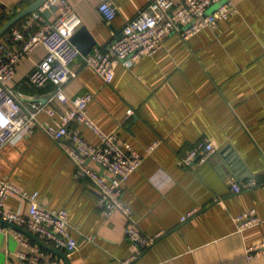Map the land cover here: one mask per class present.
<instances>
[{
  "label": "crops",
  "instance_id": "crops-1",
  "mask_svg": "<svg viewBox=\"0 0 264 264\" xmlns=\"http://www.w3.org/2000/svg\"><path fill=\"white\" fill-rule=\"evenodd\" d=\"M32 1L0 0V21ZM102 1L68 0L81 18L76 31L88 30L82 45L90 36L96 42L89 53L107 45L150 0H109L116 8L112 20L100 12ZM234 2L237 12L215 28L186 40L174 33L132 67L118 63L111 82L86 67L82 56L72 64L77 75L66 83L65 93L70 98L91 94L88 118L144 155L125 181L123 199L143 232L159 236L135 264H264V254L248 258L246 251L264 240V0ZM55 16L52 12L49 18ZM45 54L43 45L34 48L12 80L22 101L45 106L33 132L0 149V179L38 190L41 204L68 211L77 241V249L67 253L71 264H114L133 251L124 233L126 220L120 212L110 217L100 212L92 182L74 176L76 163L64 148L68 141L55 140L45 130V125L57 128L72 107L57 99L48 103L52 83L29 81ZM71 127L90 144L99 143L86 123L73 121ZM204 140L216 151L192 167L180 165L184 154ZM251 179L258 184L232 190L234 183ZM7 205L28 214L27 203L16 196ZM252 208L259 223L239 230L236 215ZM191 210L195 214L182 221ZM6 226L0 232V264L17 262L15 253L22 248L17 229ZM42 248L44 259L66 264L60 254Z\"/></svg>",
  "mask_w": 264,
  "mask_h": 264
},
{
  "label": "built area",
  "instance_id": "built-area-1",
  "mask_svg": "<svg viewBox=\"0 0 264 264\" xmlns=\"http://www.w3.org/2000/svg\"><path fill=\"white\" fill-rule=\"evenodd\" d=\"M57 6L54 19L43 15L44 9ZM99 10L106 20L116 16V8L109 0L99 4ZM237 12L234 0H150L137 15L130 19L122 30L115 34L105 46H95L92 52L83 55L73 44L71 37L81 24V18L73 10L68 0H47L39 9L31 12L19 24L13 26L0 38V149L21 134L33 132L37 125V115L45 104L38 101L24 102L12 85L16 69L32 50L43 45L44 58L28 74V79L36 86L50 82L55 89L48 103L55 99L62 103H72L70 110L61 115L57 128L45 125V130L58 141L66 140L65 151L76 163L74 176L89 179L97 196V208L105 217L120 212L126 225L124 233L133 247L132 254L114 264H135L144 251L157 239V235H147L133 218V209L123 199L126 179L139 167L144 155L120 138L117 133H103L87 116L91 94L70 98L64 86L77 72L73 62L80 56L84 65L94 70L106 82H111L115 66L122 63L130 68L145 54H153L165 39L177 33L186 40L204 28H215L220 20H226ZM73 121L89 125L99 135L96 145L90 144L81 133L71 127ZM155 143L147 148L150 151ZM216 147L210 140H204L184 154L180 165L192 167L194 160L204 162ZM93 162L97 167L87 163ZM98 164L105 173L99 171ZM254 179L234 183L232 190L241 192L256 186ZM40 192L21 188L6 178L0 179V219L24 227L45 241L48 245L71 253L77 249L73 227L65 208H49L39 201ZM16 196L21 203H27L28 214L19 209H11L7 201ZM195 214L194 210L182 216V221ZM239 230L259 223L260 218L254 208L239 213L235 217ZM7 226L0 223V232ZM15 237L22 248L15 253L12 264H62L58 259H44V249L19 230ZM248 258L264 254V240L246 248Z\"/></svg>",
  "mask_w": 264,
  "mask_h": 264
},
{
  "label": "water",
  "instance_id": "water-1",
  "mask_svg": "<svg viewBox=\"0 0 264 264\" xmlns=\"http://www.w3.org/2000/svg\"><path fill=\"white\" fill-rule=\"evenodd\" d=\"M47 0H34L32 3H30L29 5H27L26 7H24L23 9L17 11L14 15H12L8 20H6L1 26H0V38L9 30L11 29L16 23H18L19 21H21L22 19H24L25 17H27L31 12L39 9ZM57 10V6H52L51 9H44L42 11L43 15L47 18H49L52 14V12H55ZM88 30L87 28L81 27V29L77 30L73 36L71 37V41L73 42V44L76 45L77 48L80 49L81 53L83 55H86L89 53V51L91 50V48L95 45V41L93 39L92 36H90L91 40L88 38L86 40V45L83 46L82 45V36L87 33ZM198 162V158L194 160V163ZM87 163H90L89 159L87 160ZM99 167V171L104 174L105 173V169L104 167H102L101 165L98 164ZM0 223L4 224V225H8L10 227H13L19 231H21L22 233H24L25 235H27L28 237H30L31 239H33L35 242H37L41 247H44L48 250H51L53 252H56L58 254H60L63 259L65 260L66 264H71L67 253L61 249L55 248L53 246L48 245L45 241H43L42 239H40L37 235H35L34 233H32L31 231H29L28 229L24 228V227H20L14 223L5 221L3 219H0Z\"/></svg>",
  "mask_w": 264,
  "mask_h": 264
},
{
  "label": "trees",
  "instance_id": "trees-1",
  "mask_svg": "<svg viewBox=\"0 0 264 264\" xmlns=\"http://www.w3.org/2000/svg\"><path fill=\"white\" fill-rule=\"evenodd\" d=\"M32 2H33V1H32ZM32 2H30V3H32ZM30 3H25V4H22V5L20 6V8H22V9H23L24 7H26V6H27V5H29ZM9 18H10V17H9ZM9 18H7V19H6V18H4V19H3V21L5 22V21H6V20H8ZM22 20H23V19H22ZM22 20H21V21H22ZM21 21H19V22H18V23H16L15 25L19 24ZM15 25H14V26H15Z\"/></svg>",
  "mask_w": 264,
  "mask_h": 264
},
{
  "label": "rangeland",
  "instance_id": "rangeland-1",
  "mask_svg": "<svg viewBox=\"0 0 264 264\" xmlns=\"http://www.w3.org/2000/svg\"><path fill=\"white\" fill-rule=\"evenodd\" d=\"M3 23H4V21L1 19V21H0V26H1Z\"/></svg>",
  "mask_w": 264,
  "mask_h": 264
}]
</instances>
